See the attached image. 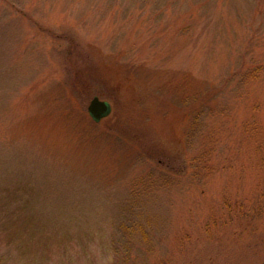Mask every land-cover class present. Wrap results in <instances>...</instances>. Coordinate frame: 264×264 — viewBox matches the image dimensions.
Here are the masks:
<instances>
[{
	"label": "rangeland",
	"instance_id": "rangeland-1",
	"mask_svg": "<svg viewBox=\"0 0 264 264\" xmlns=\"http://www.w3.org/2000/svg\"><path fill=\"white\" fill-rule=\"evenodd\" d=\"M0 264H264V0H0Z\"/></svg>",
	"mask_w": 264,
	"mask_h": 264
},
{
	"label": "water",
	"instance_id": "water-1",
	"mask_svg": "<svg viewBox=\"0 0 264 264\" xmlns=\"http://www.w3.org/2000/svg\"><path fill=\"white\" fill-rule=\"evenodd\" d=\"M111 110V105L108 102L97 97L92 98L87 107L88 116L94 123H99L102 119L108 117Z\"/></svg>",
	"mask_w": 264,
	"mask_h": 264
},
{
	"label": "trees",
	"instance_id": "trees-1",
	"mask_svg": "<svg viewBox=\"0 0 264 264\" xmlns=\"http://www.w3.org/2000/svg\"><path fill=\"white\" fill-rule=\"evenodd\" d=\"M28 223V225H29V222H27ZM31 225V224H30Z\"/></svg>",
	"mask_w": 264,
	"mask_h": 264
}]
</instances>
